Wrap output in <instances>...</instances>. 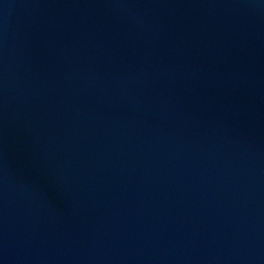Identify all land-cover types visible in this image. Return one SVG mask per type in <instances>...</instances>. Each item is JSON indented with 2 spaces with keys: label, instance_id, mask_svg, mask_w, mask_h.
Returning a JSON list of instances; mask_svg holds the SVG:
<instances>
[{
  "label": "water",
  "instance_id": "1",
  "mask_svg": "<svg viewBox=\"0 0 264 264\" xmlns=\"http://www.w3.org/2000/svg\"><path fill=\"white\" fill-rule=\"evenodd\" d=\"M0 264H264V0H0Z\"/></svg>",
  "mask_w": 264,
  "mask_h": 264
}]
</instances>
